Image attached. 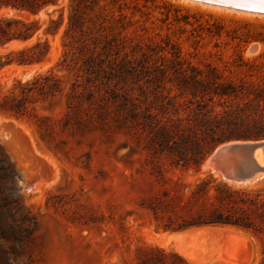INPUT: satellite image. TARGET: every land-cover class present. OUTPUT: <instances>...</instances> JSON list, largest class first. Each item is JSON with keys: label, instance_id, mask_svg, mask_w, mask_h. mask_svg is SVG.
I'll return each mask as SVG.
<instances>
[{"label": "rangeland", "instance_id": "374dc122", "mask_svg": "<svg viewBox=\"0 0 264 264\" xmlns=\"http://www.w3.org/2000/svg\"><path fill=\"white\" fill-rule=\"evenodd\" d=\"M69 4L2 11L41 30L0 53L45 39L50 50L0 71V105L22 113L0 107V264H264V233L163 231L169 214L148 209L210 177L264 190V177L239 184L207 165L217 147L239 141L224 139L264 130V15L101 0L66 36ZM60 16L57 33L44 35ZM50 68L54 91H12Z\"/></svg>", "mask_w": 264, "mask_h": 264}, {"label": "trees", "instance_id": "16d2710c", "mask_svg": "<svg viewBox=\"0 0 264 264\" xmlns=\"http://www.w3.org/2000/svg\"><path fill=\"white\" fill-rule=\"evenodd\" d=\"M59 0H0V48L12 42H27L36 36L41 30L38 20H23L14 15L2 14L3 10L12 9L19 12H27L37 15L41 9L56 5ZM101 0H90L86 5L83 0H70V13L68 26L65 35L74 32L81 26L82 19L80 11L82 8L91 9L98 6ZM63 23L60 16L58 20H49V25L42 31L44 35H55ZM50 45L45 39L40 40L31 46H23L0 53V71L12 65H32L42 62L48 55ZM34 82L27 81L21 83L20 80L16 87L21 88L22 94L32 91L45 92L54 91L57 84V77L53 73V68L48 70L47 75H39ZM13 93V92H11ZM1 110L11 112L15 116L21 115L20 110L12 107L7 109L0 105ZM12 108V109H11ZM264 139V130L244 135L230 136L224 140L239 141H258ZM212 178L201 179L195 188L188 194L176 196L174 202H164L155 199L148 204V209L156 219L161 218L159 213H167L166 222L158 223L157 228L163 231H182L192 227L202 226H235L248 229L257 233H264V190H236L225 184L211 185ZM178 219V221H175Z\"/></svg>", "mask_w": 264, "mask_h": 264}, {"label": "water", "instance_id": "95a60500", "mask_svg": "<svg viewBox=\"0 0 264 264\" xmlns=\"http://www.w3.org/2000/svg\"><path fill=\"white\" fill-rule=\"evenodd\" d=\"M203 5L224 8L230 11L255 15H264V0H189ZM264 149V139L250 141L245 144H229L217 147V157L214 165L216 172L226 181L250 183L264 177V168L260 167L253 158V152ZM214 150V151H215ZM212 155V154H211ZM218 158L221 160L219 161ZM229 162L234 163L233 166ZM249 162V163H248Z\"/></svg>", "mask_w": 264, "mask_h": 264}, {"label": "bare ground", "instance_id": "6f19581e", "mask_svg": "<svg viewBox=\"0 0 264 264\" xmlns=\"http://www.w3.org/2000/svg\"><path fill=\"white\" fill-rule=\"evenodd\" d=\"M249 142H250V141H236V142H229V143H226V144H224V145L219 146V148L224 147V146L229 145V144H231V145H233V144H245V143H249ZM217 156H218V155H217V150H215V151L212 153V155L209 157V159L207 160V165L213 166V168H214L215 161H216L215 159H216ZM253 158H254V160L257 162V164H258L260 167H263V168H264V149H257V150H255V151L253 152ZM218 160L220 161L221 158H220V159L218 158ZM229 163H230L231 166H233V164H234V163H232V162H229ZM248 163H249V162H248ZM229 181H231V180H229ZM231 182H235V181H231ZM245 183H246V182H245ZM184 236H186V235H184ZM184 236H183V235H174L173 237H174L175 239H177V240H181V239L184 238Z\"/></svg>", "mask_w": 264, "mask_h": 264}]
</instances>
